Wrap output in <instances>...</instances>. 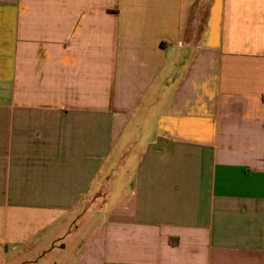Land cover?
<instances>
[{
  "label": "crops",
  "instance_id": "obj_1",
  "mask_svg": "<svg viewBox=\"0 0 264 264\" xmlns=\"http://www.w3.org/2000/svg\"><path fill=\"white\" fill-rule=\"evenodd\" d=\"M0 264H264V0H0Z\"/></svg>",
  "mask_w": 264,
  "mask_h": 264
}]
</instances>
